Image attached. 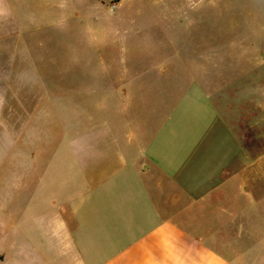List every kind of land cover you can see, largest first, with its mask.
I'll return each mask as SVG.
<instances>
[{
  "label": "rangeland",
  "instance_id": "rangeland-1",
  "mask_svg": "<svg viewBox=\"0 0 264 264\" xmlns=\"http://www.w3.org/2000/svg\"><path fill=\"white\" fill-rule=\"evenodd\" d=\"M123 57L145 69L132 103L147 125L190 113L200 92L218 116L205 149L229 154L224 140L256 132L264 151V0H0V264L57 227L58 185L41 154L121 100L104 77Z\"/></svg>",
  "mask_w": 264,
  "mask_h": 264
},
{
  "label": "crops",
  "instance_id": "crops-1",
  "mask_svg": "<svg viewBox=\"0 0 264 264\" xmlns=\"http://www.w3.org/2000/svg\"><path fill=\"white\" fill-rule=\"evenodd\" d=\"M106 64L120 66L105 73L106 96L121 100L106 104L105 117L92 116L88 130L77 132L75 122L56 154H41L51 186L58 185L57 227L52 219L39 243L16 244L15 264H264L257 133L224 140L229 154L205 149L218 116L199 87L190 113H175L178 107L147 125L132 103L146 87L140 61ZM5 257L0 252L1 262Z\"/></svg>",
  "mask_w": 264,
  "mask_h": 264
}]
</instances>
